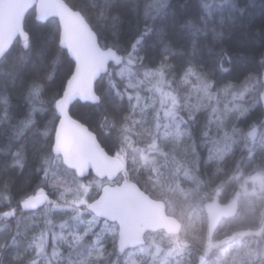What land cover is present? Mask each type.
<instances>
[{"label": "snow or ice", "instance_id": "snow-or-ice-1", "mask_svg": "<svg viewBox=\"0 0 264 264\" xmlns=\"http://www.w3.org/2000/svg\"><path fill=\"white\" fill-rule=\"evenodd\" d=\"M181 8L169 0H0V60L16 50L10 80L0 83V221L6 225L0 264H95L94 253L104 257L98 227L105 213L89 199L92 182H84L89 163L114 159L105 140L117 146L119 159L136 136L146 137L150 147L193 138L200 105L174 94L176 79L195 77L203 98L221 85L227 92L226 77L234 72L238 80L254 79L258 117L223 135L255 141L264 132V12L250 38L251 53L237 63L226 42L243 25L247 3L195 0ZM29 15L46 22V35L29 30ZM126 17H134L127 21V38ZM63 67L60 86L52 90ZM80 102L90 109L88 121L72 114ZM201 134L209 137L204 127ZM29 151L28 187L13 195V173L24 174ZM58 214L68 218L57 221ZM29 217L31 231L22 230Z\"/></svg>", "mask_w": 264, "mask_h": 264}, {"label": "trees", "instance_id": "trees-1", "mask_svg": "<svg viewBox=\"0 0 264 264\" xmlns=\"http://www.w3.org/2000/svg\"><path fill=\"white\" fill-rule=\"evenodd\" d=\"M73 2L82 3V0H73ZM169 3L173 8L184 11L181 5L194 4L195 0H169ZM239 3L241 5L244 3L249 5L248 14L243 18V25L238 24L237 30L226 42V47L237 63L240 62L243 54L251 53L250 38L252 33L259 28L262 22V12H264V0H239ZM128 20H133L134 22V17H126L125 38H127ZM249 22H251V27L247 31L242 32L241 27H247ZM45 24L35 22L31 15L28 17L27 27L36 36L47 34L48 28L45 27ZM15 56L16 50L13 49L7 60H0V83L10 80L8 74L12 71ZM65 71L66 67L60 68L58 78L50 84L52 90L60 86L61 78ZM236 76L237 74L234 72L230 77H226V82L230 85L228 91L225 92L223 90L224 86L221 85L220 88L213 90L212 98H203L202 94L197 92L195 77H189L187 82L183 79H176V82L172 85L174 94H177L182 102L200 105L199 110L196 112L199 117V123L190 130L194 133L195 143H193V138L186 137L183 141H161L158 146L150 147L146 137L136 136L133 140L134 145L128 147L135 154L137 161L139 162L140 160L138 166L132 165L128 167L129 174L142 181L148 178L150 166L144 165V161L140 157L141 153L138 150L146 151V149L154 148V153L167 151V157H164L169 164L166 169L168 174L167 184L163 182L162 187L158 188L159 190L151 191V195L163 199L168 205V211L171 214L177 217H181L180 215L184 217L180 218L183 223L180 238L182 242H186V247L179 249L173 236L159 231L147 234L144 246L119 254L116 250V227L111 223L99 220L98 231L102 235L100 246L105 247V251L102 258H98L95 253L93 254L91 259L95 264H130L131 260L128 259L134 260L135 264H196V252L202 248L203 243L207 242L204 207L206 203L212 201L215 190H221L218 198L222 203H225L231 196V192L236 190L234 181L236 178L239 180L262 179L263 186H257L255 183L247 184L248 189L253 187L257 192L249 191L241 196L240 211L242 212V221L234 219L230 223L224 220L215 233V237L217 234L220 235V233L225 234L227 232L231 233L224 236L230 235L233 232L243 230L245 227L257 228L262 219V214L258 213V211L263 210L264 214V197L259 193L260 188L264 191V132L258 134L255 141H249L243 136L232 137L230 134L223 135L225 131L231 133L233 125L245 128L259 115V111L253 101L254 91L252 90V85L255 80H238ZM168 79L172 80L173 77H168ZM9 87H11L10 84ZM240 94L243 95L241 96ZM13 102L14 104L19 103L15 95ZM237 108H246L248 111L241 115L236 111ZM72 114L74 117L84 121H88L92 115L90 109L81 103L76 104L72 108ZM220 120H223L222 126L218 125ZM202 127L209 132L208 138L202 137ZM3 142V138H0V144ZM140 142H143V144ZM104 143L109 144L108 149L113 147V144H110L108 140H105ZM31 164V151H29L28 160L25 162L23 170L24 174L20 175L19 170L13 173V195H16L21 188L28 187L24 182V177L27 175ZM185 173L186 176H183ZM87 181L92 182V189L89 194V199L92 200L96 196L97 184L92 179H87L84 182L87 183ZM257 200L259 204L248 203ZM254 209H257L256 214L253 215L257 223L250 219L251 215L249 216V213ZM61 218L67 219L68 217H62V214L54 216L57 221ZM190 220L193 221V228L187 229L185 226H189ZM32 225L33 220L31 217L21 221L22 230L28 227L29 231H31ZM5 227V223L0 221V229ZM56 230L57 232L60 231L58 228ZM262 237L263 242L261 243L260 251L263 255L261 262L264 264V231ZM0 238H2V234H0ZM92 239L94 240L95 237ZM88 247H91L90 241ZM251 247L256 252L257 247H253V243L248 241L246 236H237L231 242H225L218 248L216 264H250L249 261H251L253 254ZM231 249L234 252L232 257H229L226 253ZM60 251L63 253L62 259H66L68 255L67 247L61 245ZM50 253L51 249L49 248ZM221 256H224L222 260H220Z\"/></svg>", "mask_w": 264, "mask_h": 264}, {"label": "water", "instance_id": "water-1", "mask_svg": "<svg viewBox=\"0 0 264 264\" xmlns=\"http://www.w3.org/2000/svg\"><path fill=\"white\" fill-rule=\"evenodd\" d=\"M38 23V22H37ZM39 23V24H44ZM84 104V102H80ZM99 171L102 175L97 176ZM124 172V166L119 159L98 160L89 163V175L97 179L111 182L118 174ZM86 177V178H87ZM99 201V206L105 213L100 217L108 223L117 226L116 247L120 254L130 249H136L145 244V235L164 231L176 238L178 248L180 245L181 222L174 216L167 214L164 202L152 199L137 184L129 179L116 186H104L99 196L93 200ZM237 210L236 202L220 204L212 202L205 207L207 232L211 238L220 222L227 217L234 216Z\"/></svg>", "mask_w": 264, "mask_h": 264}, {"label": "flooded vegetation", "instance_id": "flooded-vegetation-1", "mask_svg": "<svg viewBox=\"0 0 264 264\" xmlns=\"http://www.w3.org/2000/svg\"><path fill=\"white\" fill-rule=\"evenodd\" d=\"M143 144V142H140ZM103 146V145H102ZM116 147H109V152L112 153L113 157H115V153H116ZM154 149V148H153ZM152 148L150 149H146V151L144 150H138L141 154L140 157H142L143 161H144V165L146 166V164L148 166H150V172L148 174V178L145 181H142L140 179H136L135 177L131 176L129 174V169L128 167L130 166H138V163L140 164V160L139 162L136 159V156L134 153H132L131 149H126L125 152H122L119 156V160L122 162L123 166H124V172H121L120 174L117 175V177L115 178V180L109 182L106 179L104 180H97L96 178H94L92 175H89L87 177V179H92L94 182H96L97 186H96V196L93 198H97L101 188H103L104 186H116V185H120L121 183H123L126 178L129 179L131 182L137 184L146 194H148L152 199L155 200H160L162 202L165 203L166 208H167V212L168 211V205L166 204V202L163 199H159L156 198L154 196L151 195V191L153 190H159L158 188L162 187V183L165 182L167 184V178H168V174H167V167L169 166V164L166 162V160L164 159V157H167V151L164 150V152H156L154 153ZM135 150V149H134ZM137 151V149H136ZM169 151V150H168ZM146 152V153H145ZM164 155V156H163ZM86 179V180H87ZM235 181V186H236V190L233 192H231V196L229 197V199L225 202V203H230V202H236L237 204V211L235 213L234 216L231 217H227L224 218L220 224L226 220L230 223H232L234 221V219H241V214L242 212L240 211V198L243 195V193H247V192H253L256 193V189H254L253 187H251V189H248V183H255V185L257 186H263V180L262 179H257V180H239L238 178L234 179ZM250 187V186H249ZM260 188V187H259ZM241 190L240 194L238 193V191ZM221 190H215L214 192V196H212L213 201H217L220 202L221 204H225L222 203L221 200H219L218 195L220 193ZM264 191H262V189L260 188L259 193L261 194L262 197H264ZM258 198V196H257ZM92 199V200H93ZM212 202V201H210ZM208 202V203H210ZM251 204H259V201H252V202H248ZM207 204V203H206ZM206 206V205H205ZM257 210V209H256ZM256 210H252L251 213H249V216L251 217L250 219H253L254 223H257V221L255 222V215L256 214ZM263 211V210H262ZM262 211H258V213L262 214V219L260 220L259 225L257 226V228H251V227H245L243 230H239L237 232H233L230 235H226L228 233L231 232H227L225 234L220 233L216 235L215 237V233L218 231V228L216 229L215 233L213 234V236L211 238L208 237L207 235V242H209L208 245H206L205 243L202 244V248L198 249L196 252V264H216L217 259V250L220 246H222L223 243L225 242H231L235 237L237 236H246L248 241H251L253 243V247H257V249L255 250L256 252L253 251L254 248H250L252 250V257H251V261H249L250 264H262L261 259H263V255L262 252L260 251V246L261 243L263 242V231H264V214ZM170 213V212H169ZM171 214V213H170ZM173 215V214H172ZM248 216V215H247ZM246 216V217H247ZM237 233V235H235ZM146 238V236H145ZM182 247H185V245H182ZM181 247V249H182ZM229 252L226 253L229 257H232V254L234 252L233 249L228 250ZM224 256L220 257V260L223 259ZM230 260H232V258H230ZM250 260V259H249Z\"/></svg>", "mask_w": 264, "mask_h": 264}, {"label": "rangeland", "instance_id": "rangeland-1", "mask_svg": "<svg viewBox=\"0 0 264 264\" xmlns=\"http://www.w3.org/2000/svg\"><path fill=\"white\" fill-rule=\"evenodd\" d=\"M184 175L186 176V173L183 174V176H184ZM91 189H92V185H91ZM90 191H91V190H90ZM240 192H241V190L238 191L239 194H240ZM69 195H70V194H69ZM212 200H213V199H212ZM207 204H208V203H207ZM207 204H206V205H207ZM171 207H172V206H171ZM180 216H181L182 218H184L182 215H180ZM176 217H177V216H176ZM181 217H177V218H178V219L181 221V223H182V220L180 219ZM239 220L242 221V219H239ZM190 221H191V220H190ZM192 222H193V221H191V223H189V226H188V227L185 226V228H187V229H188V228L190 229L191 227L193 228ZM81 227H83V225H82ZM182 227H183V223H182ZM58 230H59V229H58ZM206 240H207V239H206ZM181 242H182V241H181ZM185 243H186V242H185ZM185 243L182 242L181 244H184V245H185ZM205 244L208 245L209 242H205ZM128 260H131V261L129 262L130 264H135L134 260H132V259H128Z\"/></svg>", "mask_w": 264, "mask_h": 264}]
</instances>
